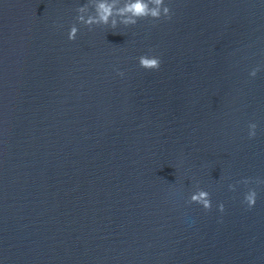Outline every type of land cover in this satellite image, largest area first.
<instances>
[{
	"label": "water",
	"instance_id": "water-1",
	"mask_svg": "<svg viewBox=\"0 0 264 264\" xmlns=\"http://www.w3.org/2000/svg\"><path fill=\"white\" fill-rule=\"evenodd\" d=\"M164 2L89 28L91 0H0L3 264H264V0Z\"/></svg>",
	"mask_w": 264,
	"mask_h": 264
},
{
	"label": "clouds",
	"instance_id": "clouds-1",
	"mask_svg": "<svg viewBox=\"0 0 264 264\" xmlns=\"http://www.w3.org/2000/svg\"><path fill=\"white\" fill-rule=\"evenodd\" d=\"M91 8L89 11V5L85 4L78 6L76 9V22L78 24L86 25L89 28L93 25H103L115 28L118 24L129 26L135 25L137 21L142 17H150L153 20H158L161 17L170 18L171 9L169 3H165L164 0H91ZM77 24H72L67 32V38L74 40L78 32ZM138 65L146 70L159 69L161 60L158 55L153 54H141L137 57ZM260 71V65L252 67L248 73L249 77H255L257 72ZM119 75L123 76V72H119ZM248 137L252 138L256 136L257 123H248ZM257 184L264 183V180L257 179ZM237 183H243L248 185L250 180L245 178L243 181ZM229 189L234 190L235 185L229 184ZM188 200L200 205L203 209L208 210L212 207V201L208 191L197 188L192 192ZM257 200V191L255 188L248 187L247 191L243 193L242 203L248 208L255 206ZM217 210L219 212L224 211V204L222 202L217 204ZM0 264H3L0 261Z\"/></svg>",
	"mask_w": 264,
	"mask_h": 264
}]
</instances>
